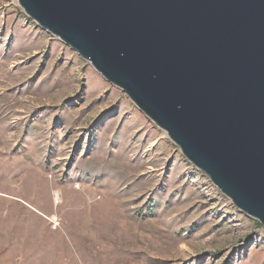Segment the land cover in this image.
Here are the masks:
<instances>
[{
  "label": "rangeland",
  "instance_id": "obj_1",
  "mask_svg": "<svg viewBox=\"0 0 264 264\" xmlns=\"http://www.w3.org/2000/svg\"><path fill=\"white\" fill-rule=\"evenodd\" d=\"M0 264H264V228L0 0Z\"/></svg>",
  "mask_w": 264,
  "mask_h": 264
},
{
  "label": "water",
  "instance_id": "obj_2",
  "mask_svg": "<svg viewBox=\"0 0 264 264\" xmlns=\"http://www.w3.org/2000/svg\"><path fill=\"white\" fill-rule=\"evenodd\" d=\"M264 228V0H16Z\"/></svg>",
  "mask_w": 264,
  "mask_h": 264
},
{
  "label": "bare ground",
  "instance_id": "obj_3",
  "mask_svg": "<svg viewBox=\"0 0 264 264\" xmlns=\"http://www.w3.org/2000/svg\"><path fill=\"white\" fill-rule=\"evenodd\" d=\"M44 216H45V215H44ZM51 219H52V221L55 222V224H57V223H56L57 219H55L53 216L51 217Z\"/></svg>",
  "mask_w": 264,
  "mask_h": 264
}]
</instances>
